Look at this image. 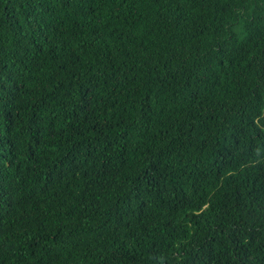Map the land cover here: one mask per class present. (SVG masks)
<instances>
[{
  "label": "trees",
  "instance_id": "16d2710c",
  "mask_svg": "<svg viewBox=\"0 0 264 264\" xmlns=\"http://www.w3.org/2000/svg\"><path fill=\"white\" fill-rule=\"evenodd\" d=\"M0 264H264V0H0Z\"/></svg>",
  "mask_w": 264,
  "mask_h": 264
}]
</instances>
